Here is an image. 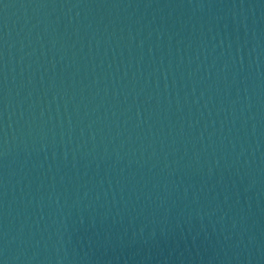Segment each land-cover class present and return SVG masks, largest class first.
<instances>
[{
  "label": "water",
  "instance_id": "95a60500",
  "mask_svg": "<svg viewBox=\"0 0 264 264\" xmlns=\"http://www.w3.org/2000/svg\"><path fill=\"white\" fill-rule=\"evenodd\" d=\"M0 264H264V0H0Z\"/></svg>",
  "mask_w": 264,
  "mask_h": 264
}]
</instances>
